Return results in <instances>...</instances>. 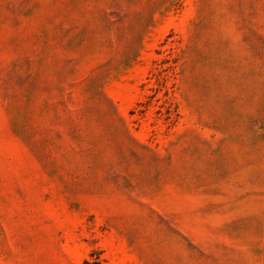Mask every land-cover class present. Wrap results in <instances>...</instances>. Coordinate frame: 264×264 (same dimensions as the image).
I'll return each mask as SVG.
<instances>
[{"label": "rangeland", "instance_id": "374dc122", "mask_svg": "<svg viewBox=\"0 0 264 264\" xmlns=\"http://www.w3.org/2000/svg\"><path fill=\"white\" fill-rule=\"evenodd\" d=\"M0 264H264V0H0Z\"/></svg>", "mask_w": 264, "mask_h": 264}]
</instances>
